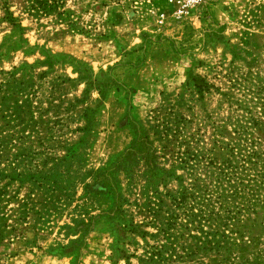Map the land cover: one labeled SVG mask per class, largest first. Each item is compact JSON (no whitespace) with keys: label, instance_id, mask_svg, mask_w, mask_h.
<instances>
[{"label":"rangeland","instance_id":"obj_1","mask_svg":"<svg viewBox=\"0 0 264 264\" xmlns=\"http://www.w3.org/2000/svg\"><path fill=\"white\" fill-rule=\"evenodd\" d=\"M175 10L0 0V264H264V0Z\"/></svg>","mask_w":264,"mask_h":264},{"label":"built area","instance_id":"obj_2","mask_svg":"<svg viewBox=\"0 0 264 264\" xmlns=\"http://www.w3.org/2000/svg\"><path fill=\"white\" fill-rule=\"evenodd\" d=\"M203 0H174L176 10H175V16L176 17H183L188 13V10L195 5H199ZM163 16L161 15L159 18V23H162Z\"/></svg>","mask_w":264,"mask_h":264}]
</instances>
